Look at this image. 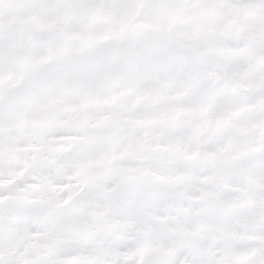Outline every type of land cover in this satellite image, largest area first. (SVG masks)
<instances>
[{
    "label": "snow or ice",
    "instance_id": "snow-or-ice-1",
    "mask_svg": "<svg viewBox=\"0 0 264 264\" xmlns=\"http://www.w3.org/2000/svg\"><path fill=\"white\" fill-rule=\"evenodd\" d=\"M0 264H264V0H0Z\"/></svg>",
    "mask_w": 264,
    "mask_h": 264
}]
</instances>
